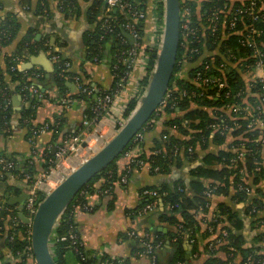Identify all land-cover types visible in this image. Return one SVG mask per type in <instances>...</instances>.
I'll return each mask as SVG.
<instances>
[{
    "label": "trees",
    "instance_id": "16d2710c",
    "mask_svg": "<svg viewBox=\"0 0 264 264\" xmlns=\"http://www.w3.org/2000/svg\"><path fill=\"white\" fill-rule=\"evenodd\" d=\"M45 1V0H44ZM60 1V6L66 14L74 13V10L78 11V5L76 0H58ZM88 1V0H84ZM135 4L137 9L145 11L147 7V0H126ZM263 1L259 0L257 7L259 6L260 15L255 21H251L247 16H244L245 20H239L233 28H229L227 25V19L229 17V12L227 15L223 12V6L227 2L226 0H207L202 2V6L196 9L195 1L185 0L181 1L180 9L186 6L189 9L188 13V23L197 28L196 37L191 38L189 48H194L196 51L188 52L184 54V45L186 44L183 40V34L180 31L179 46L176 56V63L174 65V70L172 77L169 82L168 91L170 96L161 103L154 113L150 116L148 121L140 129L141 133H145L153 129L155 123L159 119L162 113H171L173 116L167 119L164 124L168 126L176 125L180 133H167L166 129V139H153L154 147L150 149L149 153L142 151L143 139L139 140L137 143L130 141V143L123 150H128L133 147L137 148L138 156L137 159L147 163L149 166V171L154 174H167L171 166L175 163V167H180L183 163V159L188 162L196 161L197 155L195 153V148L199 147L205 150L209 142L216 144H223L228 141V144L224 149H219L216 152H207L202 157V162L199 165H195L190 168L189 177L190 181L186 186L184 182L179 180H174L172 182L164 181L158 186L144 187L141 190V194L145 196L147 200L143 202L146 203L153 200V197L144 195L142 191L144 189L157 190L158 192L165 194L159 197L163 204L164 210L157 214L156 209L153 215L158 216V220L169 224L166 232L153 230V224L147 226L145 231L149 233L151 239L155 242H160L161 245L164 240L176 238V243L183 236L193 237L198 229V219L196 215L200 212H207L210 206L209 198L204 194L208 188L214 189L215 195H227L230 188L234 192V199L242 201L247 195V189L251 190L252 185L258 182V179L264 174V143L259 140V136L262 134V130L258 127L252 126L248 127V124L252 119L257 117L255 111V105H264L261 98L257 95L247 96L245 94V89H247L246 82L244 80V74L247 72L244 67V62L246 64H251L254 59L249 58L241 62H235L229 56V54L236 55L237 57H244L250 54V49L247 45L243 43L244 38H246L247 31L245 32V24L252 25L257 34L255 36V41L261 48L263 53L262 45H264V7ZM30 0H21V4L29 5ZM237 5V2H235ZM29 7V6H28ZM106 7L104 0H90V6L87 9L88 19L91 23L95 22V27L86 36L87 43V57L92 59L93 57L99 58V55L104 51L105 47L108 46L110 49L111 56L117 52L127 49L128 45L122 43V29L120 24L123 22V15L118 11L112 10L111 21L113 25V30L111 32L104 33L102 28V22L100 20V15L103 9ZM213 8H219V16L216 20L215 27H211L209 23L205 20V13H209ZM45 9V2L40 3V6L34 10V13L41 14ZM200 14L202 20L201 23L196 21V18ZM161 15V7L158 11V16ZM183 20L181 17L180 21ZM225 25V26H224ZM140 27V42H142L144 30L143 24L138 25ZM19 29V23L14 14L6 15L5 18L0 20V50L2 47L10 44ZM245 33V35H244ZM103 36V37H101ZM39 41V40H38ZM35 40V35L32 31H28L24 38L16 43L14 50L10 54H5L0 58V65L4 64L11 74V80H18L17 90L20 94L26 96L27 99L34 97V94L27 89L30 84L36 85V80L41 84H45L48 80V84L51 87H55L60 95H64L68 92L66 87L65 72L63 68L58 65H54V71L51 77L46 78L44 76H38L37 79L34 74L38 73L35 70H24L19 71L17 68V61L23 57L27 50H29L33 44L40 43ZM156 45L145 46V52L147 54V72H149L154 64L156 58ZM54 53V50H50ZM55 53L60 54L58 51ZM60 56H62L60 54ZM64 57V56H62ZM264 58V54L262 56ZM65 58V57H64ZM186 59L182 62V59ZM199 60L200 63L197 64ZM114 59L112 58V64ZM187 63L188 68L191 64L195 63L194 66H190L187 71L185 79H177L176 73L181 65ZM243 63V64H242ZM218 64H224L225 71L222 72V77H224L226 83V90L230 91L232 94L230 97H215L212 93L213 90L204 87H198L190 79L197 73L203 74H217L220 73L217 67ZM14 66V70L10 67ZM207 66V67H206ZM112 67V66H111ZM11 70V71H9ZM8 73V74H9ZM79 74L82 75V83L85 86H92L88 74L85 70L80 69ZM221 75V73H220ZM29 77V78H28ZM31 77V78H30ZM28 78V79H27ZM147 76L141 80L142 84H145ZM4 72L0 68V129L5 130L10 127L9 119L11 116V109L9 105V98L11 96L10 91L7 88V83L5 84ZM44 85V87L48 86ZM259 80H253L251 82L250 90L252 93H256L259 88ZM48 89V87H47ZM38 91L42 92L40 88ZM180 91H184L186 95H180ZM193 91H206L205 95L197 96L192 95ZM43 91L42 93H44ZM236 92L239 95H234ZM100 92L94 91L93 95H98ZM45 94V93H44ZM58 95V97H60ZM93 95H83L80 93H73L72 97H82L87 106L83 109L84 115H91L89 111V105L93 103ZM56 99V98H55ZM257 101V102H255ZM33 102H36L35 99ZM251 102V107L253 109L252 113H246L243 109L239 112H233L229 107L235 104H249ZM136 100L135 97L128 98L124 109L122 111L123 117L126 118L132 110L135 108ZM31 108L23 110L20 112V116L23 119L28 120V127L31 128L30 118H31ZM264 111V108H262ZM264 117V112L262 113ZM61 129V125L58 130ZM164 133V132H162ZM29 140H33L32 130L30 131ZM190 148V151L188 150ZM241 152L242 157L232 161L236 155ZM15 153H7L5 151H0V157L6 160H12L14 162L13 168L10 170L11 173H18L23 176L24 173L33 174L35 170L34 161L26 162L23 169H20V162L14 156ZM48 155H51L48 151ZM123 155L121 153L111 164H109L104 170L96 174L84 187L83 189H88L90 192L93 190L103 191L107 187H111L114 182L118 181L120 176L126 171L121 170L118 172L116 160ZM130 167H136L130 165ZM157 168V169H156ZM251 175V184L249 180H244L243 175ZM99 182L96 186L95 183ZM0 183H7L6 173L0 169ZM188 187L193 192L190 197L185 194V188ZM110 188V192H111ZM247 188V189H246ZM6 194L0 196V205L3 204L5 209H0V225H4L6 222V217L8 215L16 214V210L13 205L7 203L9 194H18V188L8 187L5 190ZM109 194V193H106ZM259 197L254 198L250 206H254L257 209L264 210V189L257 191ZM8 195V196H7ZM7 196V197H6ZM80 204L81 206L86 203V198L82 195H76L74 199L69 203L67 208L63 211L59 217L58 225L54 228L55 237L53 239L54 245L52 247L53 259L56 264H68L67 256L69 254L73 255L76 260V264H133L128 258L123 257H108L107 255L101 254V256H95L87 250L81 240L79 239V234L76 230V225L73 219L72 208L74 204ZM141 204V206L143 205ZM140 206V207H141ZM139 207V208H140ZM157 207V199H156ZM155 207V208H156ZM138 208V209H139ZM253 208V207H252ZM137 209V210H138ZM137 212V211H136ZM153 215L150 213L146 218V221L152 223ZM181 217V219H180ZM236 214L231 212L228 207L223 204H218L214 208L212 213V221L209 225L215 226L221 224L223 230H226L228 236L226 237V242L219 246L211 248L210 251L207 250L208 256L203 260L201 264H225L227 261H231L236 264H242L245 257L250 256L251 262L256 263L258 259H264V253L259 252L260 248L263 246H256L251 249H244L241 247V239L236 227L230 228L225 225L224 222L228 221H238L236 219ZM226 219V220H225ZM220 229V230H221ZM69 233H76L78 236V245L71 244L68 239H61L62 236L68 235ZM9 234V233H8ZM264 233H262L263 235ZM219 236V235H218ZM123 238L125 235L122 236ZM181 240V239H180ZM131 245L134 246L132 252L138 250L140 252L144 251V247L140 244L138 236H131ZM171 242V241H170ZM24 241L21 239L19 234L14 236V239L10 240L6 238V249L9 253L17 256V252L23 249ZM160 245V246H161ZM73 248H76L75 252ZM137 253H140L138 252ZM206 251V247H205ZM224 252L225 257L222 259L216 256L217 252ZM239 254L241 260L239 262L235 261L236 255ZM156 260L155 264H161V260L158 258L159 249L155 251ZM244 259V260H243ZM158 260V261H157ZM234 260V261H233ZM185 264L183 259L173 258L170 264ZM15 264H24V262H16Z\"/></svg>",
    "mask_w": 264,
    "mask_h": 264
},
{
    "label": "crops",
    "instance_id": "0c3cea01",
    "mask_svg": "<svg viewBox=\"0 0 264 264\" xmlns=\"http://www.w3.org/2000/svg\"><path fill=\"white\" fill-rule=\"evenodd\" d=\"M76 1L79 10H74L72 14H66L62 10V6H60L58 0H30L29 5H22L21 0H0V20L11 13L16 16L19 23V29L14 40L1 48L0 58L5 54H10L14 50L16 43L23 39L25 34L31 30L35 35V40H39L40 43L36 42L33 44V46L26 51L25 55L17 61V68L19 71L35 70L40 76L46 78L51 77L54 71V65L50 61L49 53L51 49H54L72 62L74 71H79L80 69L85 70L92 86L96 87L98 91L112 87V56L109 47H105L104 51L99 55V58L93 57L90 59L87 57L86 36L95 27V22L91 23L87 14L90 0ZM191 1H195L197 4L196 9H199L202 6V2L207 0ZM226 1L227 2L223 6L225 15H227L235 5V0ZM44 2L45 9L42 10L43 13H34L37 6L39 7L40 3L43 4ZM21 5L29 6L28 10H22ZM201 20L202 18L200 14H198L196 21L201 23ZM153 26L154 24L149 18L144 20L143 46L149 44ZM262 48L264 54V45H262ZM200 61L201 60L196 63L199 64ZM194 65L195 63L190 66ZM0 68L4 72V80L11 93L9 98L11 109V116L9 119L10 127L5 130L0 129V151L15 153L14 156H16V159L20 162V169L24 168L26 162L34 161V173H38L43 167L44 153L48 154L49 151L51 154L53 146L59 144L65 134L74 133L80 128L81 119L84 114V105L74 103L70 108L58 111L57 98L55 99V97L50 96V93L53 94L54 91L58 92V90H56L55 87H51V83L49 85L48 80H46L45 84H40L37 80L35 82L42 92L45 91V94L43 93L41 98L33 93L34 97L32 100L27 99L26 96L21 95L19 90H17L19 81L11 80V74L8 72L6 66L1 64ZM189 68L187 63L181 65L176 73V78L186 80L188 78L186 75ZM260 76L264 77V58L260 67H255V69L252 68L244 74V80L247 85L245 94H247V96L252 97L257 95L256 93H252L250 88L251 82L255 79L259 80ZM135 79L134 77V80ZM46 83L48 86L44 87ZM69 83L72 87L69 86ZM65 85L68 92H65L64 95L67 96L76 92L75 86L71 82L66 81ZM124 95L125 93L114 103L110 115L103 116L94 133L96 132L103 137H108L111 134L110 121L112 119L110 117H115L122 113L126 100ZM34 99L36 102H33ZM247 103L249 104H244L245 106H243L242 109L250 114L253 108L251 107V102ZM28 108L32 109V116L29 120L31 128L28 127V120L20 116V112ZM172 116L173 114L171 113H162L153 129L144 134L142 133V151H145L147 154L149 153L150 149L154 147V138L158 139L160 137L165 140L166 133L163 131L164 129H166L167 133H180L176 125L168 126L164 124V122ZM44 124H47L52 131L37 135L33 140H30V142L28 137L31 129L35 127L38 128ZM60 125L61 129L58 130ZM227 144L228 141L219 145L210 141L205 150L196 147L195 153L197 159L195 162L190 164L191 162L183 159V163L180 167H175L174 163L167 174L151 173L147 163L141 166L131 167L125 182L119 180L114 182L109 194L92 190L85 197L86 203L91 205L89 211L84 210L82 208L83 205L81 206L79 203L74 204L72 208L76 230L83 246L95 256H101V254H103L112 258H128L133 264H150L148 256L143 251L140 252L136 250L132 252L134 246H132L130 242V233L134 232V235L142 238L144 234L148 233L145 231V228L151 224H153V230L157 229L162 232H166L170 226L165 222L159 221L157 215H153L155 209L157 214L164 210V204L160 198H157V207L153 211H144L145 205L143 202L147 199L141 194L142 188L158 186L164 181L170 183L179 179L187 186L190 181L188 170L195 165L203 163L202 157L205 153L224 149ZM73 152H71L70 155ZM115 164L117 165L118 172L128 167V161L123 155L116 160ZM6 177L7 183H0V196H4V193L6 194L5 190L8 187L19 189L18 194H9V196L7 195L8 197L19 195L24 190V182L21 179L22 176L18 173H13L6 174ZM247 180H249L251 184V179ZM95 185L98 186L99 182L97 181ZM251 185L250 192H248L247 197L242 201L232 197L234 196L232 188L229 189L227 195H213L210 197L208 211H202L196 215V219H198V229L195 235H193L196 241L192 242L190 240L191 238L187 235L180 238L181 240L179 239L178 243H176V238L164 240L162 245L160 244L161 246H159L158 258L161 260V264L166 263L169 256L171 260L175 257H181L185 264H201L203 260L206 259L208 254L205 251V244L218 237L220 231L223 230L221 229V224H217L216 227L209 225L212 221L213 210L218 204H223L225 207H228L231 212L236 214V219H238V221H228L225 219L226 222H224V224L230 228L236 227L238 229L237 233L240 236L242 248L252 250L256 246H263L262 233H264V210H256L254 206H251L249 209L248 207L254 198L259 197L257 191L264 189V174L258 179L257 183ZM184 190L186 195L190 197L193 195L190 188L186 187ZM141 204L143 205L141 206ZM11 205H13L14 209H18L17 204ZM150 213L153 215V222H144ZM123 235H125L124 238L122 237ZM6 238L4 233L0 235V264H14L9 256L6 257ZM262 249L263 247L260 248L259 252H262ZM137 251L140 253H137ZM216 256L223 259L225 254L220 251L216 253ZM240 260L241 257L237 254L235 261L239 262ZM67 262L68 264H76L75 257L69 254L67 256Z\"/></svg>",
    "mask_w": 264,
    "mask_h": 264
},
{
    "label": "built area",
    "instance_id": "2783aa9c",
    "mask_svg": "<svg viewBox=\"0 0 264 264\" xmlns=\"http://www.w3.org/2000/svg\"><path fill=\"white\" fill-rule=\"evenodd\" d=\"M259 0H235L237 5H234L229 12V17L227 19V25L229 28H233L239 20H245L244 16H247L251 21H255L260 15L259 6L257 7V3ZM106 7L103 9L100 20L102 22V28L104 29V33L111 32L113 30V25L111 21L112 10L118 11L121 15H123V22L120 24V28L122 29V43L128 45L127 49H124L120 52H117L112 55L114 59V63L112 64V76H113V85L109 89L97 90L94 86H85L82 83V75L79 74V71H74L72 62L60 56V54L54 53L50 51V61L53 65H58L63 68L65 72V79L71 82L75 86V90L77 93L83 95H93L94 91L100 92L98 95H93V103L89 105V111L91 115L82 116L81 126L80 128L74 132L65 134L59 144L53 146L55 148L54 152L51 155L44 153L43 157V167L38 173L28 174L24 173L22 176V181L24 182V190L23 192L27 193V198L24 201L23 211L26 217L32 219L39 201L43 198V196L48 193L51 189H53L56 184L68 173H70L73 169H75L78 165H80L87 157L97 151L114 133L115 131L122 126L125 119L123 114L117 115L115 117H110L112 120L111 124V134L108 137H103L97 134L94 131L97 129V125L100 123L103 116H108L111 113L112 107L114 103L120 99V97L125 93L124 97L126 98L125 104L128 98L135 97L136 103L141 96L145 84L141 83V80L144 77H148L150 71L147 72V54L145 52V46H143L142 42H140V25L144 23V20L149 18L154 26L152 31V36L148 45H156L158 46L161 42L162 38V25H163V10H164V0H147V9L145 11L137 9L134 3H131L126 0H104ZM62 4V2L60 1ZM161 7V15L158 16V11ZM22 10H28L27 6H22ZM188 7H184L181 11L180 9V19L183 17V20L180 21V31L182 32L183 40L186 43L184 45V54L186 51L193 52L196 51L194 48H189V44L191 42V38L196 37L197 28L188 23ZM207 16H204L205 20L209 23L211 27H215L216 20L219 16V8H213L209 13H205ZM225 26V25H224ZM245 32L247 34L244 35L243 43L247 45L250 49V54L244 57H237L236 55L229 54L230 58L235 62H241L246 59L252 58L254 62L251 64H246L244 62L245 70L248 72L250 69H255V67H260L263 63V53L261 48L255 41V36L257 34L255 28L250 24H245ZM127 33L132 41L124 35ZM103 37V36H101ZM186 59H182L184 63ZM243 64V63H242ZM207 67V66H206ZM218 71L221 73L215 74H203L197 72L192 78L191 81L197 85L198 87L209 88L213 90V95L215 97H230L231 92L226 90V83L224 77H222V72L225 71L224 64H218ZM11 70H14V66L10 67ZM39 73L34 74L35 79L39 76ZM134 77L136 78L134 80ZM29 78V77H28ZM27 78V79H28ZM31 78V77H30ZM259 88L256 92L257 96L261 98V101L264 102V77L259 78ZM27 89L37 95L39 98L43 96V93L38 91L37 85L30 84ZM167 89L164 94L163 100L164 102L170 95V92ZM55 93V94H54ZM54 93H50L51 97H55L57 102L58 111H62L64 109L70 108L74 103H78L79 105H84V108L87 106L86 101L82 97H72L70 95H60L57 91ZM169 93V94H168ZM180 95H186L184 91L179 92ZM206 91H193L192 95H205ZM60 95V97H58ZM234 95H239L236 92ZM125 106V105H124ZM241 104L232 105L229 107L233 112H239L242 110ZM264 105H256L255 111L257 117L252 119L248 124V127H258L262 130V134L259 136V140L264 143V117H262V110ZM113 116V115H112ZM32 137L35 138L37 135L51 132L52 129L48 127V125L44 124L40 127L32 128ZM142 139V133L140 130L134 135L131 141L137 143ZM32 140V139H31ZM30 141V140H29ZM31 142V141H30ZM190 151V148H188ZM74 151V152H73ZM84 151V152H83ZM136 147H133L128 150L123 151V156L126 157L128 161V167L126 168L125 173L119 178V181L125 182L126 176L128 172H130V165L141 166L143 165V161L137 159L138 152ZM73 152L71 155L70 153ZM241 152H239L232 161H235L242 157ZM14 162L12 160H6L3 157H0V169L3 170L6 174H13L10 170L13 168ZM157 169V168H156ZM243 179L246 181L247 179H251V175L244 174ZM84 187V186H83ZM82 189L78 192L77 195H82L86 197L90 191L88 189ZM111 188V187H110ZM110 188L107 187L103 191L96 190L100 193H109ZM247 189V188H246ZM250 192V189H247ZM144 195H148L153 197V200L146 203L144 206V211H153L156 207V199L163 196L165 192H158L157 190L144 189L142 191ZM204 194L210 198L214 194L213 188H208ZM82 208L84 210H90L91 205L88 203L83 204ZM0 209H5L4 205H0ZM16 214L8 215L6 217V222L4 225H0V235L3 233L10 240L14 239L16 234H19L21 239L24 241L23 249L20 252H17V256L9 253L7 250L6 257H10L12 262L15 264L16 262H24V264H37L32 252L31 246V228L30 224L22 223L18 217V209L15 208ZM9 233V234H8ZM131 236H134V232L130 233ZM136 236V235H135ZM228 233L226 230L220 231L218 237L213 240H210L205 244L206 253L207 250L210 251L211 248L215 246H219L226 242V237ZM192 242H195L196 239L194 237H190ZM61 239H68L71 241L72 246L78 245V236L76 233H69L68 235L62 236ZM140 244L144 247V253L148 256L150 264H155L156 255L155 251L159 249L160 242H155L151 239V236L146 233L142 238H139ZM262 242L264 243V234L262 235ZM76 252L77 249L73 248ZM264 252V248L262 249ZM209 255V254H208ZM245 259V260H244ZM242 264H264V259H258L256 263L251 262L250 256L245 257ZM234 261V260H233ZM179 264V263H175ZM225 264H236L231 261H227Z\"/></svg>",
    "mask_w": 264,
    "mask_h": 264
},
{
    "label": "water",
    "instance_id": "95a60500",
    "mask_svg": "<svg viewBox=\"0 0 264 264\" xmlns=\"http://www.w3.org/2000/svg\"><path fill=\"white\" fill-rule=\"evenodd\" d=\"M180 3L181 0H164L162 38L157 46L153 68L135 108L126 117L122 126L97 151L65 175L43 196L32 219L26 217L23 211L27 193L22 191L19 195L7 199L8 204L18 205L17 214L20 221L30 224L32 252L37 264H56L52 247L54 228L58 225L59 217L82 187L123 152L161 104L176 63L180 39ZM124 35L132 41L127 33ZM69 86L72 87L70 83ZM54 150L53 147L51 153ZM170 260L169 256L164 264H169Z\"/></svg>",
    "mask_w": 264,
    "mask_h": 264
}]
</instances>
